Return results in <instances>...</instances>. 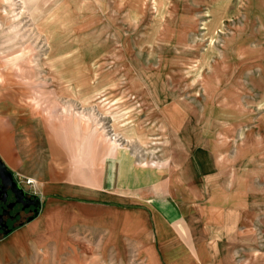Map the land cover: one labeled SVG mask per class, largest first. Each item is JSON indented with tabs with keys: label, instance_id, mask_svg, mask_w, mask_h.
<instances>
[{
	"label": "rangeland",
	"instance_id": "rangeland-1",
	"mask_svg": "<svg viewBox=\"0 0 264 264\" xmlns=\"http://www.w3.org/2000/svg\"><path fill=\"white\" fill-rule=\"evenodd\" d=\"M203 1L143 0L146 10L129 11L124 0H100L102 9L93 12L99 15L98 21L83 20L82 27L73 26L75 20L68 24L56 20L55 24L56 10L45 0H0V73L4 78L0 82V157L30 195L42 201L50 189L61 191L35 178L51 169L68 170L70 178L85 176L84 183H91L86 175L91 171L93 177L98 171L109 156V145L132 148L136 163L149 173L156 170L153 163H165L164 146L146 141H164L168 130L163 128L171 124L168 108H160L163 117L158 121L145 117L148 132L136 122L144 118L138 107L118 108L131 97L137 99L140 90L139 81L128 88L116 82L113 69L124 62V56L117 53L125 45L134 75L141 67L163 70L168 64L169 74L150 78H162L177 100L193 102L190 109L205 126L202 141L214 145L216 161L226 160L222 166L228 171L223 176L229 179L227 187L231 180L237 185V180L245 179L244 188L251 191L250 210L264 216V31L258 16L248 20L244 9L224 19L222 29L212 34L210 14L199 5ZM155 2H161L159 9ZM250 3L255 9L260 7L257 0H244V7ZM43 21L55 24V45L39 31ZM116 34L133 41H114ZM230 43L233 51L228 54ZM54 55L59 58L56 69L45 63ZM163 82L150 86L149 93H163ZM94 93L98 94L85 104V98ZM114 111L119 112L118 123ZM120 121L132 122L133 133L150 138L123 139ZM243 146L253 157H241ZM164 167L158 166L167 172ZM255 217L259 220L253 222L264 225V217Z\"/></svg>",
	"mask_w": 264,
	"mask_h": 264
},
{
	"label": "crops",
	"instance_id": "crops-1",
	"mask_svg": "<svg viewBox=\"0 0 264 264\" xmlns=\"http://www.w3.org/2000/svg\"><path fill=\"white\" fill-rule=\"evenodd\" d=\"M45 1L50 3L52 11L56 10L55 24L89 18L98 21L99 15L93 12L102 9L100 0ZM240 1L204 0L199 5H204L208 12L264 7V0H257L260 7L256 9L254 3L245 8L244 0ZM124 2L126 10H146L143 0ZM159 4L155 2L158 9ZM73 6L78 14L73 12ZM75 21L73 26L83 27L84 21L77 24ZM144 36L148 38L147 34ZM115 40L124 44L133 41L118 34ZM117 55H123L124 62L113 67L118 75L116 82L128 88L133 86L134 79H139L141 91L146 95L140 99L131 97L125 104H117L118 108L138 107L144 118L158 121L163 117L161 107H178V110L167 109L171 119L168 126L178 141L177 148L183 149L178 154L172 145V155L175 158L184 155L183 158L172 170L169 165L167 172L163 167V172L156 168L149 173L136 163L132 148L122 147L119 155L103 159L93 177L88 172L86 178L91 181L88 184L84 183L85 176L77 180L70 178L68 170L51 169L45 176L38 174L35 178L40 184L62 189L49 190L41 201L42 209L32 220L7 236L0 234V264H264V225L257 222L259 218L255 215L264 216L250 210L251 191L244 188L245 179L237 180V185L231 180V186L227 187L229 179L223 177L228 174L227 167L216 163L214 145L202 141L205 126L190 109L195 106L193 102L175 100L174 104L148 99L150 86L163 82L158 77L152 80L150 75H162L163 70L141 67L139 74L134 75L125 45ZM114 113L119 117L118 111ZM170 113H175L177 121ZM144 118L136 122L142 131L148 132V119ZM168 134L165 132L164 136ZM125 136L122 138L128 140ZM130 136L134 141L150 138L133 131ZM220 171L226 174L216 177ZM210 174L215 178L208 177ZM70 186L80 190H65ZM253 219L257 220L253 222Z\"/></svg>",
	"mask_w": 264,
	"mask_h": 264
},
{
	"label": "bare ground",
	"instance_id": "bare-ground-1",
	"mask_svg": "<svg viewBox=\"0 0 264 264\" xmlns=\"http://www.w3.org/2000/svg\"><path fill=\"white\" fill-rule=\"evenodd\" d=\"M247 16H248V20L250 18H253L254 16H258L259 20H260V25H261V30L264 31V7L262 6L261 9H258V10H248L247 11ZM89 13V12H87ZM209 14H210V21H209V25H208V30L210 32H212V34H217L219 32L220 29H222V26H223V21L224 19L226 18H230L231 16L233 15H236L237 14V11H231V9H228V10H224V11H209ZM55 18V16H54ZM53 18V19H54ZM84 19L80 20V21H83ZM87 20V19H86ZM80 21H75V23H78ZM51 21H43V22H39L38 24V28H39V31L42 32V33H45L48 38H49V43L50 45H55L52 41L53 37L55 36L54 34L56 33L55 30L53 29L55 27L54 24H51L50 23ZM64 24H68V23H64ZM56 29V28H55ZM152 34V33H150ZM150 37V36H149ZM230 46L227 47L226 49V52L225 53H228V54H231V51H233L232 47H233V43H230L229 44ZM235 52L239 53L240 51L239 50H234ZM243 51V50H242ZM58 56L54 55V56H51V57H48L47 60H46V65L47 67H51L53 69H56L58 68V64H59V60H58ZM58 63V64H57ZM168 65V64H167ZM167 65H164L163 66V72L167 75L170 73V71L168 70V67ZM4 81V78L2 76V74L0 73V82L2 83ZM63 81V80H62ZM138 83L137 80H133V84L136 85ZM163 84H165V82H163ZM69 89H73L72 87H69ZM137 99H140L141 97L142 98H146V95L144 93V90L141 91V87H140V90L137 88ZM150 92V91H149ZM148 92V99H152V98H155V99H163L165 100L167 103H174L176 102L175 100H177L178 98L175 96V94L173 93V91L171 89H169V87L166 86V84L164 85V92L163 93H159L158 91L156 92L157 94L156 95H152L151 93ZM96 94L98 93H94L93 95H90V96H87L84 100V103L88 104L90 103V101L96 97ZM175 104V103H174ZM179 108L178 107H171V108H168V110H178ZM116 113L113 114V118L116 120L117 118L115 117ZM172 119L174 121H177L175 119V113H170ZM118 123V122H117ZM121 124V130L125 133V135L129 138L130 137V133L133 131L134 129V125L130 122V123H124V121H121L120 122ZM64 127L68 128V123H64ZM170 127V126H169ZM168 126H165L163 128V130H169V131H165L167 133H169L168 135H165L164 136V141L162 142L160 139L158 138H155V140H152L150 142H147V144H151V145H163L164 146V151L163 154L166 155V161L165 163H153L152 164V167H156L158 168V166L161 168V167H164L165 165L166 166H169L171 165L170 167V170H172V167L174 165H177L178 162H180V160L183 158V156H177L176 158L172 155V152L174 151V148L176 150V152L178 154H181L183 152V149L181 148H177V139H175L174 135H173V132L170 130ZM173 139V143L172 141L170 140V137ZM187 136V135H185ZM188 138V136H187ZM149 139V138H148ZM191 140V139H190ZM144 141V140H143ZM154 141H156L154 143ZM158 141V142H157ZM174 146V148H172L171 146ZM119 148H122L121 146L119 145H109L108 146V155L109 156H112V155H117L118 152H119ZM214 148V147H213ZM119 149V150H118ZM214 152H216L215 148L213 149ZM165 152V153H164ZM181 152V153H180ZM247 156H250V157H253V154L251 153L250 154V151L249 149L245 148V146H243V156L241 157H247ZM226 160L223 159L222 157L218 160L217 158V161L216 163L219 164L221 167H222V163L225 162ZM225 174V172L223 171H220L219 172V175H216V177H221ZM208 177L210 178H215L213 177V174H210L208 175Z\"/></svg>",
	"mask_w": 264,
	"mask_h": 264
},
{
	"label": "flooded vegetation",
	"instance_id": "flooded-vegetation-1",
	"mask_svg": "<svg viewBox=\"0 0 264 264\" xmlns=\"http://www.w3.org/2000/svg\"><path fill=\"white\" fill-rule=\"evenodd\" d=\"M0 160L4 162L1 157ZM35 197L27 192L14 175L11 177L0 171V234L11 233L34 218L37 214Z\"/></svg>",
	"mask_w": 264,
	"mask_h": 264
},
{
	"label": "water",
	"instance_id": "water-1",
	"mask_svg": "<svg viewBox=\"0 0 264 264\" xmlns=\"http://www.w3.org/2000/svg\"><path fill=\"white\" fill-rule=\"evenodd\" d=\"M0 171H3L5 173H7L9 176L13 177V174L9 171L6 164L4 162H2L1 160H0ZM35 203H36V206H35L36 210H37V212H39L42 209V202H41V199L37 196L35 197ZM3 234L5 236H7L10 234V232H4Z\"/></svg>",
	"mask_w": 264,
	"mask_h": 264
},
{
	"label": "built area",
	"instance_id": "built-area-1",
	"mask_svg": "<svg viewBox=\"0 0 264 264\" xmlns=\"http://www.w3.org/2000/svg\"><path fill=\"white\" fill-rule=\"evenodd\" d=\"M27 183H28V184H31V185H33V184H34V182H33V181H28Z\"/></svg>",
	"mask_w": 264,
	"mask_h": 264
}]
</instances>
